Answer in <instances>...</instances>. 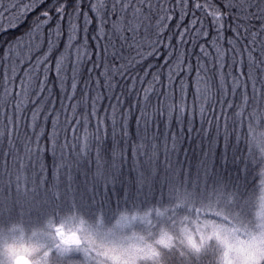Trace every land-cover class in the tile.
Here are the masks:
<instances>
[{"label": "snow or ice", "instance_id": "snow-or-ice-1", "mask_svg": "<svg viewBox=\"0 0 264 264\" xmlns=\"http://www.w3.org/2000/svg\"><path fill=\"white\" fill-rule=\"evenodd\" d=\"M33 16L0 44V264H264V0H0Z\"/></svg>", "mask_w": 264, "mask_h": 264}, {"label": "trees", "instance_id": "trees-1", "mask_svg": "<svg viewBox=\"0 0 264 264\" xmlns=\"http://www.w3.org/2000/svg\"><path fill=\"white\" fill-rule=\"evenodd\" d=\"M201 2H203V0H201ZM34 19H35V17L33 16V17H31V19H29L27 21V23L22 24L19 31H17V29H15V28H11V30L7 34H4L3 29H0V44H3L4 41H10L11 38L14 36H19V34L22 33L28 27V25L32 23V20H34ZM2 22H3V28H5V29L10 28V25L7 23L6 20H4ZM5 47H7V46H5ZM201 87H203V85H201ZM0 95H2V91H0ZM189 103L191 104V100L189 101ZM205 106L207 107V105H205ZM257 111L260 112L261 114H264V108H258ZM11 112H12L11 106H9L6 110L3 108H0V128H3V126H4L5 114L11 115ZM212 115H214V114L209 113V117H211ZM215 115H218V113H215ZM189 118H191V116ZM196 122H197V126H199V114L198 113L196 116ZM254 126L260 127V125L255 124V122H254ZM223 134H224V129L221 128L220 129V136L222 137ZM179 147L183 150H188V157L186 159V157L184 156V152L181 151L178 153L177 157H174V159L178 158L180 161L185 162L186 166L190 162L193 169H194L196 164L199 162V159L201 158V156H200L201 148H200L199 139H197L195 141H191V140L185 141ZM204 147L205 148L207 147V140L204 141ZM236 150H237L238 156L246 154L245 145L243 143L238 145L236 147ZM232 151H233V149L230 148L228 151L229 161H228V163H226L222 166V170H223L224 174L228 177L229 180H234L237 176H239L240 179L243 180L245 177V173L243 171H240V170H243L245 168L246 162L242 161V160H238L236 163H232L231 162L232 161ZM223 152H224V145H223V142L221 140L217 146L216 155L214 157H209V163L210 164L214 163L217 170H221L220 156L223 154ZM0 163H2V162H0ZM250 167H254V165H250ZM130 169H131V161L126 163L124 166V171L126 173H128L130 171ZM257 174L258 173L256 171H252V173L250 175H247V181L249 184L253 183V180ZM258 186H259V180H256L255 184L253 185V189L258 188ZM161 210H163V208H161Z\"/></svg>", "mask_w": 264, "mask_h": 264}, {"label": "rangeland", "instance_id": "rangeland-1", "mask_svg": "<svg viewBox=\"0 0 264 264\" xmlns=\"http://www.w3.org/2000/svg\"><path fill=\"white\" fill-rule=\"evenodd\" d=\"M254 127H255V130H256V135H257L258 139L264 140V136L260 135V133H264V127H261V126L260 127L254 126ZM161 211H163V210H161ZM25 238H27V233H26Z\"/></svg>", "mask_w": 264, "mask_h": 264}]
</instances>
